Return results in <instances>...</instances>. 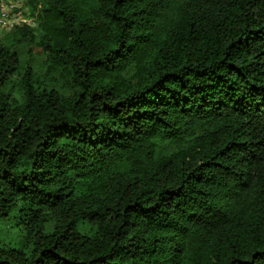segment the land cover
Masks as SVG:
<instances>
[{
    "label": "trees",
    "instance_id": "16d2710c",
    "mask_svg": "<svg viewBox=\"0 0 264 264\" xmlns=\"http://www.w3.org/2000/svg\"><path fill=\"white\" fill-rule=\"evenodd\" d=\"M26 5L0 32V264H264V0Z\"/></svg>",
    "mask_w": 264,
    "mask_h": 264
},
{
    "label": "built area",
    "instance_id": "2783aa9c",
    "mask_svg": "<svg viewBox=\"0 0 264 264\" xmlns=\"http://www.w3.org/2000/svg\"><path fill=\"white\" fill-rule=\"evenodd\" d=\"M22 9L21 2H2L0 3V30L11 31L17 26L22 25V14L18 10Z\"/></svg>",
    "mask_w": 264,
    "mask_h": 264
},
{
    "label": "clouds",
    "instance_id": "9594fccd",
    "mask_svg": "<svg viewBox=\"0 0 264 264\" xmlns=\"http://www.w3.org/2000/svg\"><path fill=\"white\" fill-rule=\"evenodd\" d=\"M27 1L28 0H5V1L1 0L0 3H2V2H21L22 9L18 10V12L22 14L23 23L20 26L27 25V26H31L32 27V26H34L33 20L27 18V16H26V13L28 12V8H27V5H26ZM20 26H17V27H20ZM0 32H7V31H1L0 30ZM8 32H10V31H8Z\"/></svg>",
    "mask_w": 264,
    "mask_h": 264
},
{
    "label": "rangeland",
    "instance_id": "374dc122",
    "mask_svg": "<svg viewBox=\"0 0 264 264\" xmlns=\"http://www.w3.org/2000/svg\"><path fill=\"white\" fill-rule=\"evenodd\" d=\"M19 51H20L19 53H21L23 56H25L27 53V49H25L24 46ZM33 54L39 58L41 57L38 51L33 50ZM12 234L13 235L11 237H4L3 241L5 243H9V244H11V246L15 247L20 242V239L17 238L16 233L14 231H12Z\"/></svg>",
    "mask_w": 264,
    "mask_h": 264
}]
</instances>
